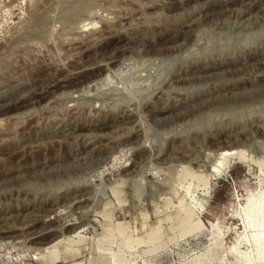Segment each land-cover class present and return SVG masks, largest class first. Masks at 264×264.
<instances>
[{"label": "rangeland", "instance_id": "1", "mask_svg": "<svg viewBox=\"0 0 264 264\" xmlns=\"http://www.w3.org/2000/svg\"><path fill=\"white\" fill-rule=\"evenodd\" d=\"M0 107V264H48L75 231L176 226L185 170L232 148L264 164V0H0ZM249 163L210 177L206 222L238 223L234 193L264 182ZM214 241H169L156 264ZM87 242L73 260L97 256Z\"/></svg>", "mask_w": 264, "mask_h": 264}, {"label": "bare ground", "instance_id": "2", "mask_svg": "<svg viewBox=\"0 0 264 264\" xmlns=\"http://www.w3.org/2000/svg\"><path fill=\"white\" fill-rule=\"evenodd\" d=\"M246 153L245 148L224 151L222 155H219L220 157H217V163L213 169L211 168L212 172L196 174L197 178L189 175L187 170H182L181 175L183 171L185 175L184 195L178 202L182 210V218L176 226H165L159 223L157 227L146 229L147 223L143 222L138 228L139 232H136V228L128 232V223L122 221L116 223L111 229H104L103 233L97 234L95 240L82 231H75L65 238L56 237L51 240L39 250L40 252H37L39 254L37 259L48 264L56 260L66 262L69 259L70 264H156L159 248L167 245L169 241L187 238L190 234L203 233L206 229L209 231L211 229L213 240H215L212 246L201 254L197 253L182 259L180 263L264 264V182L256 181L254 186L246 184L245 193L239 194L237 190L234 193V200L230 203L228 213L229 217L236 218L238 223H225L219 216L206 222L201 214L204 196L200 193L210 192V177L216 172L226 171L233 159L238 158L248 165L250 161L259 164L260 172L264 176V164L251 160L252 157H248ZM87 240L91 241L87 242ZM85 242H92V251L97 252V256L91 254L89 259L73 260L78 250L86 244ZM70 243H75L77 248H72ZM217 243L222 246L223 251L219 252L215 248ZM161 253L164 252L161 251Z\"/></svg>", "mask_w": 264, "mask_h": 264}]
</instances>
